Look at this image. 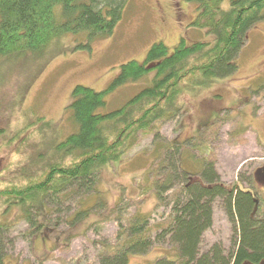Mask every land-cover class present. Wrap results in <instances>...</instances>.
<instances>
[{"label": "trees", "instance_id": "1", "mask_svg": "<svg viewBox=\"0 0 264 264\" xmlns=\"http://www.w3.org/2000/svg\"><path fill=\"white\" fill-rule=\"evenodd\" d=\"M189 1L198 11L193 25L206 31L210 41L187 44L182 38L173 51L164 42H156L142 62L122 64L105 90L76 85L68 105L76 131L64 139L58 138L53 123L44 117L28 120L9 137L8 146L13 144L19 153L33 137L39 141L30 142L27 148L39 144L43 149L32 156L33 166L22 164L14 178L0 189V204L22 211L30 224L29 235L41 228L40 220L50 229L48 208L59 211L77 197L91 196L105 167L121 162L140 134H150L158 123L182 110L179 99L183 93L210 88L217 80L238 72L248 32L264 21V0H231L229 9L222 7L223 0ZM126 3L127 0H0V67L3 62L24 59L27 54L40 55L66 36L74 37V50H91L95 40L114 32ZM145 78L150 83L121 108L99 112L109 92ZM45 133L52 135L47 143ZM197 140L198 137L191 138L192 150L200 146ZM187 142L169 144L157 170L151 173L155 174L152 190L159 201L178 181L168 224L153 234L149 216L137 213L123 221L118 213L117 243L103 245L99 264H127L131 255L145 254L155 242L167 238L175 258L160 257L153 264H264V200L239 184H223L212 161L203 162L196 174L184 170L181 155ZM170 151L174 155L177 152L178 159L173 160ZM0 164L3 173V161ZM77 202L80 204V198ZM217 202L233 224V243L229 249L219 244L204 249L203 238L213 226ZM97 204L102 205L95 200L93 205ZM93 205L79 207L69 224L75 226L87 218ZM10 226L6 221L0 223V264L7 256L9 239L5 233Z\"/></svg>", "mask_w": 264, "mask_h": 264}, {"label": "rangeland", "instance_id": "2", "mask_svg": "<svg viewBox=\"0 0 264 264\" xmlns=\"http://www.w3.org/2000/svg\"><path fill=\"white\" fill-rule=\"evenodd\" d=\"M230 1L223 0L222 7L229 9ZM197 14L196 6L189 0H127L114 32L95 40L91 50H74V37L66 36L40 55L27 54L24 59L3 62L0 163L3 161L5 172L0 173V189L14 178L15 170L22 164L33 166L32 156L42 149L39 144L27 148L30 142L39 141L35 137L20 153L13 144L9 147L8 139L18 128L28 120L44 117L53 123L59 139L75 132L68 105L76 85L105 90L122 64L142 62L156 42H164L173 51L182 38L187 44L210 41L206 31L193 25ZM238 63L236 74L217 80L210 88L183 93L179 99L182 110L158 123L150 134H140L121 162L105 167L91 196L77 197L59 211L48 208L50 229L40 220L41 228L29 235L30 224L22 211L0 204V223L11 225L5 233L9 241L3 264H99L103 245L117 243L118 213L123 221L137 213L150 216L153 234L165 227L179 184L176 181L159 201L152 190L155 174L151 173L157 170L172 142L188 141L181 155L187 172L196 174L203 162L212 161L223 184H239L264 200V21L248 32ZM149 83V78H145L109 92L106 105L99 112L121 108ZM45 137V143L52 139L50 133H45ZM193 137L200 142L194 150L190 141ZM168 153L173 160L178 159L177 152ZM95 200L102 205H93ZM92 205L95 207L87 218L75 226L69 224L79 207ZM203 242L204 249L213 244L229 249L233 243V224L218 202L214 206L213 226L205 232ZM172 248L169 238L155 242L147 253L131 255L127 264H153L160 257L174 259Z\"/></svg>", "mask_w": 264, "mask_h": 264}, {"label": "bare ground", "instance_id": "3", "mask_svg": "<svg viewBox=\"0 0 264 264\" xmlns=\"http://www.w3.org/2000/svg\"><path fill=\"white\" fill-rule=\"evenodd\" d=\"M103 9V8H102ZM193 27V26H192ZM131 140V139H130ZM133 146V145H132ZM160 148V147H159ZM155 173V172H154ZM185 182V181H184ZM150 217V216H149ZM138 219V218H137ZM128 223V222H127ZM141 223V222H140ZM131 226V225H130ZM132 227V226H131ZM28 235V234H27ZM130 246V245H129Z\"/></svg>", "mask_w": 264, "mask_h": 264}]
</instances>
